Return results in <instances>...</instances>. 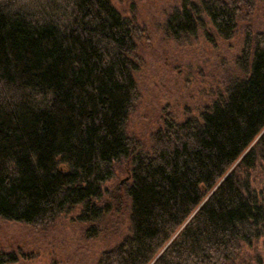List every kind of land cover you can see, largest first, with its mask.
<instances>
[{
	"label": "trees",
	"instance_id": "16d2710c",
	"mask_svg": "<svg viewBox=\"0 0 264 264\" xmlns=\"http://www.w3.org/2000/svg\"><path fill=\"white\" fill-rule=\"evenodd\" d=\"M254 7L184 0L164 27L190 40L208 18L231 39ZM145 33L112 0H0V217L44 230L70 218L95 238L127 207L129 232L97 264L261 263L264 30L247 27L236 70L148 148L129 131Z\"/></svg>",
	"mask_w": 264,
	"mask_h": 264
},
{
	"label": "rangeland",
	"instance_id": "374dc122",
	"mask_svg": "<svg viewBox=\"0 0 264 264\" xmlns=\"http://www.w3.org/2000/svg\"><path fill=\"white\" fill-rule=\"evenodd\" d=\"M112 1L123 16L146 28L139 42L142 62L135 74L141 100L132 111L129 131L147 148L151 135L164 126L167 115L182 121L189 113H199L212 99V90L223 85L227 74L236 70L235 60L241 53L247 27L264 30V0H255L249 21L240 23L233 38H220L206 18L198 34L183 41L168 36L164 26L184 0ZM128 177L120 172L108 186L127 182ZM252 177L255 187H264L263 161ZM129 224L127 207L108 218L95 238L88 237V227L70 218L44 230L0 217V253H16L19 261L12 264H97L102 253L129 232ZM258 253L261 263L253 264H264V237L258 242Z\"/></svg>",
	"mask_w": 264,
	"mask_h": 264
},
{
	"label": "water",
	"instance_id": "95a60500",
	"mask_svg": "<svg viewBox=\"0 0 264 264\" xmlns=\"http://www.w3.org/2000/svg\"><path fill=\"white\" fill-rule=\"evenodd\" d=\"M129 178V177H128ZM126 181V180H125ZM125 181H122V183H124Z\"/></svg>",
	"mask_w": 264,
	"mask_h": 264
}]
</instances>
